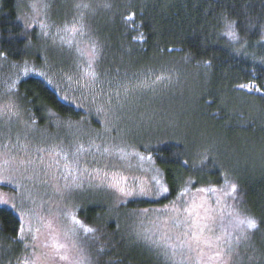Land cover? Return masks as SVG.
Segmentation results:
<instances>
[{
  "label": "trees",
  "instance_id": "trees-1",
  "mask_svg": "<svg viewBox=\"0 0 264 264\" xmlns=\"http://www.w3.org/2000/svg\"><path fill=\"white\" fill-rule=\"evenodd\" d=\"M77 21L83 35L63 31ZM93 70L95 81L84 76ZM0 99L29 124L60 119L95 132L63 157L83 194L60 225L88 264H191L144 236L158 239L152 223L193 198L215 210L228 264H264V0H0ZM129 103L125 140L110 109L128 116ZM159 108L171 110L164 122ZM67 171L49 177L60 192L75 189L64 187ZM237 213L257 228L237 227ZM19 228L0 207V264L16 262Z\"/></svg>",
  "mask_w": 264,
  "mask_h": 264
},
{
  "label": "rangeland",
  "instance_id": "rangeland-1",
  "mask_svg": "<svg viewBox=\"0 0 264 264\" xmlns=\"http://www.w3.org/2000/svg\"><path fill=\"white\" fill-rule=\"evenodd\" d=\"M31 73L32 70H27L24 75ZM130 104H125L124 107L128 116L124 111L110 109L111 130H115L119 138L125 140L130 133L125 128L130 125L131 116L134 115ZM162 111L164 110L159 108V119L164 122L163 119L167 115L165 111L169 113L171 110ZM83 126L84 123L67 124L60 119L39 126L29 124L25 114L16 111L12 104H6L0 99V182H2L0 201L7 200L8 205L4 207L15 212L19 219L21 215L24 216L25 228V240L20 241L17 238L20 247L16 249L18 251L15 254L16 262L13 260L10 262L24 264L27 260L28 264H88L87 257L78 252L71 235L60 225V223L67 225L65 219L66 215L73 211L72 204L81 200L83 190L77 188V183H82L83 179L74 171L72 175L67 171L64 174V184L67 186L64 187H75V189L61 192L55 182L49 179L56 171L64 168L63 157L67 154L68 147L79 149L78 140L84 135H88L93 140L95 132H90ZM99 153L96 152L97 155ZM51 166L55 169L52 172L49 168ZM89 178L91 179V177L86 178L87 182ZM107 181L105 178H100L101 183L109 184V180ZM111 184L115 183L111 182ZM117 184L124 187L123 180ZM49 222L56 228L60 241L66 245L64 254L67 255V260L59 259L53 249L44 247L50 240L49 229L44 227ZM21 223L20 220V227ZM156 224L158 223H152L155 230ZM36 228H40L38 233L35 232ZM142 228L149 230L151 225L142 224ZM33 234L37 236L36 240L32 239ZM177 235L178 230L175 229V237ZM13 251L12 249L5 254L11 257ZM186 255L185 257H192V259L186 258L189 263L196 264V252H186ZM10 262L7 264H11Z\"/></svg>",
  "mask_w": 264,
  "mask_h": 264
},
{
  "label": "snow or ice",
  "instance_id": "snow-or-ice-1",
  "mask_svg": "<svg viewBox=\"0 0 264 264\" xmlns=\"http://www.w3.org/2000/svg\"><path fill=\"white\" fill-rule=\"evenodd\" d=\"M77 7H80V5H77ZM84 7H87V5H84ZM132 18L129 17V20ZM79 22L72 24L71 26L65 25L63 31L68 33L70 36L74 37L77 33H80L83 35V26L79 25ZM42 27H44L42 25ZM228 32H226V35H229L230 37L234 36V32H232V25L229 23L227 25ZM47 35V32L44 33ZM61 41L63 43H66L69 47L72 46L73 40L67 39L65 40L64 37H61ZM92 52H95V47L93 46ZM89 67H91V62H89ZM85 77L90 78L92 81H95L96 79V73L95 71H85L84 73ZM50 83V82H49ZM240 88H247L248 91H252L255 89V86H249L245 84L239 85ZM256 91H259V89H255ZM83 147L81 146L78 151H84ZM105 151H108L105 149ZM65 159L67 157L65 156ZM65 169L68 170V174L72 175L74 169L70 168L68 164L64 165ZM67 179V176L65 177ZM2 183V182H0ZM118 183V182H117ZM115 186V184L110 185ZM120 191H124L123 189H120ZM199 192H204L205 189L201 188L198 189ZM212 191H215V189H212ZM236 192V186H231V192L227 193L229 196H232V198H235L232 194ZM168 193V189L164 188L162 186V193L166 195ZM125 195H131L132 192H124ZM140 195L145 194L144 190L141 189V191L138 193ZM181 196L185 195V193H181ZM175 203V202H174ZM8 205L7 200L0 201V207H4ZM214 209H209L204 203H197L196 199L193 198L190 202H186V205L183 207V212L180 213L179 209L176 207H173L171 209L172 213H176V215H171L170 221L171 225H169V220H164L162 224H156L155 228L156 230L160 231V237L158 239H153V236L156 235V232L153 231L151 234H146L144 238L149 241L151 244H154L158 248H162L164 253L167 255L169 252L171 255L168 257L170 259L175 260L178 252L180 255H185L186 252H196L195 262L196 264H228L227 260H225V257L228 255L227 250L224 248V242L227 239L225 235H215L214 229L211 227L212 223H214L215 217L212 215L214 212ZM165 214H168L169 210H164ZM231 215V213H230ZM21 220V227L18 230L17 238L20 241L25 240V228L23 224L24 216H20ZM77 224H79V221H76ZM236 224L237 227L244 225L246 226V229L248 231L255 230L257 228V224L255 220L249 219V218H239V214H236ZM44 227L49 229V236L50 240L48 243L44 245V247H49L53 249L56 253L59 259L61 260H67L68 257L66 254H64L66 250V245L62 243L59 239L57 230L55 227H53L52 223L49 222L44 225ZM176 229L178 230V235L175 237V240L179 243H173V237L170 235V229ZM31 231V230H30ZM40 228H36L35 232H39ZM86 231H91V229H86ZM147 231V230H146ZM231 233H228V236H230ZM244 235L243 230H241V236ZM32 239L36 240L37 236L35 234L32 235ZM229 246L231 244V241H228ZM27 247V245H25ZM187 259H192V257L188 256ZM24 264H28L27 260H25Z\"/></svg>",
  "mask_w": 264,
  "mask_h": 264
}]
</instances>
